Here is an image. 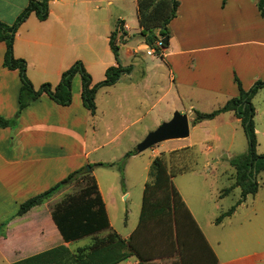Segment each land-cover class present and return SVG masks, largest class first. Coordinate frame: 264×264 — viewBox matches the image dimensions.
<instances>
[{
	"label": "crops",
	"instance_id": "1",
	"mask_svg": "<svg viewBox=\"0 0 264 264\" xmlns=\"http://www.w3.org/2000/svg\"><path fill=\"white\" fill-rule=\"evenodd\" d=\"M123 1L133 3L131 15L136 26L134 31L122 16V10H108L111 5H121ZM136 1L49 0L48 14L44 20H39L32 12L19 24L12 43L13 56L25 60L26 76L35 88L43 82L55 85L61 73L76 60L82 62L91 76V84H94L104 78L109 66L116 65L109 45L112 20L117 18L113 26L118 20L124 26V44L132 42L139 32ZM258 1L178 0L176 15L168 24L167 45L161 48L162 57L152 65L146 64L144 53L149 50L152 54L154 51L139 37L138 45L131 50L136 59L125 64L120 58L121 64L130 65V69L122 72L115 83L106 86L117 90L116 95L108 94L104 103V108L110 110L116 125L128 126L126 120L132 115L131 107L134 112L142 103L138 97L139 90L146 99L150 93L153 94L151 99L148 98L152 103L146 112L152 113L151 124L158 126L171 118L175 110L184 112L192 123L194 108L199 102L217 96L226 101L236 96L238 88L235 76L244 89H248L256 80L264 81V17L259 13ZM27 3L28 0H0V21L11 24ZM4 52L5 43L0 41V116L12 119L18 110L21 81L17 70L3 65ZM79 77L71 81L70 104L59 105L46 94H41L20 111L14 125L0 126V221L12 216L21 202L48 189L73 170L86 164L103 162L90 159L101 145L95 141L92 144L88 142L89 121L95 111L91 113L82 103ZM157 85L161 86L160 89H156ZM156 92H159L157 96ZM134 114L137 115L138 110ZM228 115L235 122L240 121L233 111H229ZM207 120L210 121L205 119L192 124L202 125ZM254 124L257 139L260 129L256 122ZM227 125H230L229 122ZM150 126L148 124L147 129ZM92 132L95 133L94 128ZM111 140L113 138L103 144ZM191 143L181 147H192ZM173 149L177 148L173 147L168 152ZM210 150L212 147L208 144L205 154ZM261 171L264 170L256 175L258 188L257 177ZM188 172L192 171L177 173L171 180L202 231L199 219L174 183L176 175ZM95 180L105 203L100 183L96 177ZM69 184L63 185L42 203L7 221L0 229L2 260L11 264L64 243L52 221L51 209L64 196ZM127 193L125 191L123 196ZM106 232L102 230L99 233L105 235ZM204 236L217 258V264H222L214 247ZM73 241L64 244L69 247ZM131 257L116 264H131ZM154 261L158 264H179L173 256L156 258ZM136 262L135 259L132 264Z\"/></svg>",
	"mask_w": 264,
	"mask_h": 264
},
{
	"label": "trees",
	"instance_id": "2",
	"mask_svg": "<svg viewBox=\"0 0 264 264\" xmlns=\"http://www.w3.org/2000/svg\"><path fill=\"white\" fill-rule=\"evenodd\" d=\"M48 3L49 0H28L27 5L11 24L0 21V41L5 43L3 65L8 69L17 70L21 81L18 92V110L12 119L0 116V126L14 125L20 111L41 94H46L59 105L70 104L71 81L75 74L81 78L82 103L91 113H94L96 90L115 83L122 72L130 69V65L123 66L120 62L116 38L120 28L122 29V23L118 20L109 34V45L116 65L109 66L105 70V76L101 81L91 84L89 73L82 62L76 60L61 73L55 85L43 82L35 88L26 76L25 60L13 56L12 43L19 24L31 12L35 13L39 20L47 17ZM178 4V0L136 1V16L139 25L137 34L159 57H162L161 48L167 45L161 40L169 37L168 24L175 17ZM257 7L260 15L264 17V0H259ZM124 34L125 32L122 31L119 37L122 38ZM157 42H161L160 47ZM234 80L238 88L236 96L227 99L222 106L209 112L195 110L192 120V123H197L212 119L221 112L233 111L234 115L240 119L247 139L246 152L229 160L235 169L234 183L222 189L221 192V195L227 194L233 187L238 186L241 190V198L216 218L217 223L223 217L231 215L235 206L247 194H254L257 191L256 175L260 170H264V154L256 152L255 111L251 102L256 91L264 87V81L256 80L252 86L244 89L236 76ZM182 148L186 147L173 149L168 153H174ZM135 153V150L127 151L117 162L118 167L122 169L124 158ZM113 164L115 162H97L89 165L92 167V165L110 166ZM187 170L190 169L169 170L162 153L152 158L148 168L149 179L143 188L139 219L127 237H122L110 229L105 203L91 170L87 171L84 166L73 170L48 189L21 202L12 216L25 213L31 207L42 203L63 185L75 181L78 176H84L85 184L77 193L67 194L53 204L51 218L64 243L85 236L90 237L91 241L75 250H70L66 244L62 243L13 261L11 264H116L130 256H134L141 264H158L154 259L175 255L179 264H217V258L204 234L172 184L173 175ZM12 216L0 221V229ZM102 230L108 231L105 235H100L99 232Z\"/></svg>",
	"mask_w": 264,
	"mask_h": 264
},
{
	"label": "rangeland",
	"instance_id": "3",
	"mask_svg": "<svg viewBox=\"0 0 264 264\" xmlns=\"http://www.w3.org/2000/svg\"><path fill=\"white\" fill-rule=\"evenodd\" d=\"M115 4L111 5L108 10L113 12L116 11V8L119 9V12L122 10V16L126 18L134 31L136 26L133 21L134 17L131 15L133 3L123 1L121 5ZM116 19L112 20L111 31L115 28L113 25ZM139 37L136 33L132 42L126 44L119 40V36L117 37L122 63H130L136 59L135 56H132L131 50L138 45ZM123 38H125V34ZM157 45L161 46L158 42ZM127 48L130 51H126ZM140 55L138 54V56ZM144 55V62L149 65L160 58L156 53L151 54L149 50ZM76 76L79 75L75 74L72 80ZM160 87L157 85L156 89H160ZM159 92L155 93L156 96ZM108 94L116 95L117 90L102 86L95 92L96 108L94 116L89 121L88 142L92 144L95 141L101 145L98 151L91 154L90 159L115 162V164L110 166L92 165V167L86 164L84 167L90 171L87 168L89 165L92 174L100 183L107 207L110 229L120 236L126 237L135 228L142 203L143 185L149 179V164L154 155L162 153L169 170L190 169L187 171H192L176 175L174 183L199 219L202 231L214 247L220 262L222 264H264V171H261L257 177L260 184L257 192L247 194L235 206L231 215L223 217L218 223L216 222V218L220 214L235 205L241 198V190L238 186H235L227 194L221 195L222 189L233 184L234 168L229 160L244 154L247 150V139L241 122H235L233 117L229 118V111L221 117L207 120L202 125L194 126L189 122L187 137L164 140L141 152L129 155L124 158L122 169H120L117 162L122 159L124 154L127 151H134L144 136L157 127L151 124L152 113L146 112L152 103L148 98L151 99L153 94L150 93L146 99L143 98L144 95L139 90L138 97L142 99V103L134 109V112L138 110V114H134L131 105L132 115L126 120L128 126L125 128L119 124L116 125L110 110L104 108ZM223 99L218 96L211 97L206 102H199L194 110L209 112L223 105L226 102ZM251 102L256 114L254 123L256 122L260 129L257 136L256 152L264 154V87L256 91ZM137 117L140 118L129 124ZM227 122L230 125H227ZM148 124L152 125L149 129H147ZM92 128L95 129V133L92 132ZM111 138L113 140L103 144L104 141ZM190 142H192V147L168 153L169 149L179 148ZM208 144H211L212 150L206 155L204 150L207 149ZM84 184L85 177L78 176L68 185L64 196L77 193ZM125 191L128 193L124 197ZM88 241H91L88 236L73 241L69 246L70 250ZM173 258H177V256L175 255ZM135 259L133 256L129 258L131 264ZM0 264L8 263L0 257ZM135 264L141 263L137 260Z\"/></svg>",
	"mask_w": 264,
	"mask_h": 264
},
{
	"label": "water",
	"instance_id": "4",
	"mask_svg": "<svg viewBox=\"0 0 264 264\" xmlns=\"http://www.w3.org/2000/svg\"><path fill=\"white\" fill-rule=\"evenodd\" d=\"M161 42L167 44L168 38H162ZM189 135V121L185 113L174 111L171 118L162 121L154 130L149 131L136 145L135 151L141 152L159 142L168 139L185 138ZM88 170L90 166L87 165Z\"/></svg>",
	"mask_w": 264,
	"mask_h": 264
},
{
	"label": "built area",
	"instance_id": "5",
	"mask_svg": "<svg viewBox=\"0 0 264 264\" xmlns=\"http://www.w3.org/2000/svg\"><path fill=\"white\" fill-rule=\"evenodd\" d=\"M124 30V26L122 25V29L120 28V31H118V33H117V37L121 34V32ZM120 41H122L123 42V39L122 38H120L119 39ZM117 38H116V44H118V41H119ZM159 44L161 43V42H158Z\"/></svg>",
	"mask_w": 264,
	"mask_h": 264
}]
</instances>
